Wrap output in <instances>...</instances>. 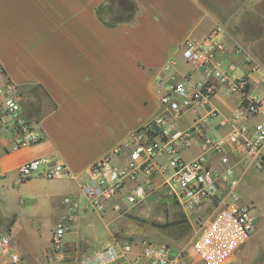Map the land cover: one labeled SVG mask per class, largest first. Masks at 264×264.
Masks as SVG:
<instances>
[{
    "label": "crops",
    "instance_id": "crops-1",
    "mask_svg": "<svg viewBox=\"0 0 264 264\" xmlns=\"http://www.w3.org/2000/svg\"><path fill=\"white\" fill-rule=\"evenodd\" d=\"M110 3L0 0V83L10 79L19 87L24 116L34 119L42 133L39 141L20 148H13L7 137L0 136V234L12 235L21 257L11 263L0 256V264H51L53 230L71 213L69 199L85 204L83 185L91 165L107 154L115 164L126 165L125 142L162 111L160 96L165 85L190 74L194 79L202 77L182 57L181 48L188 38L201 39L221 27L219 36L227 46L223 56L234 73L247 74L243 55L236 52L239 45L264 70V0H122L120 5H134L136 12L131 20L113 25L106 22L112 11H102ZM173 58L175 64L165 70ZM211 104L219 111L212 120V134L226 136L231 126L223 123L236 113L239 97L221 90ZM194 118L187 113L177 127L188 128ZM201 152L196 144L184 149L182 156L192 160ZM43 156L62 158L71 174L49 179L41 169L17 184L18 167ZM231 159L242 176L253 167L240 155ZM211 163L221 168L218 161ZM260 170L264 181V169ZM225 185L222 183V189ZM157 194L172 204L167 212L179 209L157 191L144 201ZM144 201L123 210L124 205L112 200L104 215L80 210L69 223L58 263L80 264L81 257L96 248L92 245L97 241L82 231L83 224L98 226V245L104 246L116 229L125 230L118 223L123 216ZM202 209L212 210L196 208L181 215L191 224L204 219L199 214ZM148 212L136 217L147 219ZM163 229L158 228L173 237L172 231ZM249 240L250 249L253 242ZM154 242L166 244L164 240ZM254 243L257 246L256 239Z\"/></svg>",
    "mask_w": 264,
    "mask_h": 264
},
{
    "label": "built area",
    "instance_id": "built-area-1",
    "mask_svg": "<svg viewBox=\"0 0 264 264\" xmlns=\"http://www.w3.org/2000/svg\"><path fill=\"white\" fill-rule=\"evenodd\" d=\"M221 30L217 27L201 39L188 38L184 42L182 57L202 77L194 79L190 74L165 85L160 96L162 111L125 142L129 155L126 165L115 164L111 154L91 165L83 185L85 204L69 199L71 213L53 230L48 255L51 264H59L69 223L80 210L104 215L110 202L122 195L134 206L157 191L183 213L196 208L212 210L190 247L176 249L154 241L138 242L124 230L116 229L108 244L83 255L80 264H229L255 234L260 212L255 204L243 202L237 192L241 177H237L231 158L240 155L251 165L264 168V70L239 45L236 52L243 55L247 74L236 75L223 56L227 46L220 39ZM175 62V58L171 59L165 70ZM221 90L237 95L239 106L223 123L230 125L231 131L217 137L212 134V120L219 111L211 101ZM187 113L194 115V122L188 128H178V121ZM0 136L7 137L13 148L42 138L36 121L24 116L21 91L10 79L0 83ZM196 144L201 146V154L192 160L184 159L182 151ZM212 160L218 161L221 168H214ZM41 169L49 179L71 174L62 158L43 156L18 167L17 184ZM222 183H226L223 189ZM3 255L11 263L21 258L10 233L0 234V256Z\"/></svg>",
    "mask_w": 264,
    "mask_h": 264
},
{
    "label": "rangeland",
    "instance_id": "rangeland-1",
    "mask_svg": "<svg viewBox=\"0 0 264 264\" xmlns=\"http://www.w3.org/2000/svg\"><path fill=\"white\" fill-rule=\"evenodd\" d=\"M259 172H261V170L256 166H253L252 169L243 176L241 175L242 171L238 173L236 171L237 177L242 176L237 187V192L239 193L243 202L255 204L257 210L260 212V215L258 218L256 232L249 240L253 242L250 249L248 243L244 244L232 257L229 264H264V181L261 180V177L258 174ZM113 201L124 205L123 210L125 209V206L127 208L130 207V203L125 196H123L121 200H119L118 197H115ZM163 203H167L168 206ZM167 207L169 209L173 208L170 201L163 199L158 195L157 197H152V199L144 201L135 208L130 209L129 212L124 215L122 220H120L118 223L129 233V236H133V239L138 242L164 240L166 244H169L173 247L174 245H178L179 248L185 246L190 247L191 241L197 236L201 226L208 220L209 211L205 209L199 211V214L204 217V219L201 221L197 219L193 220L191 224L184 223L163 229L165 232L172 231L173 237L169 236V233L163 234L160 232V230H158L157 227L152 226L151 223H144L141 221V219H144L143 217H136L137 214L141 215L142 211L145 210L149 211L148 213L150 215L147 217V219L150 222H164L167 216L171 220L185 217L181 215L183 212L180 209H175L170 213L167 212ZM94 217L95 215L93 218ZM82 231L90 236L93 240L97 241L93 243L94 245H92L96 248H92L91 251L96 250L97 247H99L98 241L101 237V232L98 226H87L86 224H83ZM255 239L258 242V247L255 246Z\"/></svg>",
    "mask_w": 264,
    "mask_h": 264
},
{
    "label": "trees",
    "instance_id": "trees-1",
    "mask_svg": "<svg viewBox=\"0 0 264 264\" xmlns=\"http://www.w3.org/2000/svg\"><path fill=\"white\" fill-rule=\"evenodd\" d=\"M122 0H111V3L109 5H107V7H103V10L104 12H106V10H111L112 11V17L110 18V20H107V24L109 25H113V24H118L122 21H129L131 20V18L134 16L135 12H136V6L134 5H131L129 8H124L122 5H120V2ZM102 8V7H101ZM101 11V13H102ZM103 18L104 15H103ZM184 224V223H183ZM188 224V223H187ZM126 235L133 239V236H129L128 232L126 230H124Z\"/></svg>",
    "mask_w": 264,
    "mask_h": 264
},
{
    "label": "water",
    "instance_id": "water-1",
    "mask_svg": "<svg viewBox=\"0 0 264 264\" xmlns=\"http://www.w3.org/2000/svg\"><path fill=\"white\" fill-rule=\"evenodd\" d=\"M141 221H143L144 223H151L152 226H155L157 228H168V227H172V226H175V225L187 223V222H189V218L188 217H184V218H180V219L171 220L167 216V218H166V220L164 222H155V221L150 222L147 219H141Z\"/></svg>",
    "mask_w": 264,
    "mask_h": 264
}]
</instances>
